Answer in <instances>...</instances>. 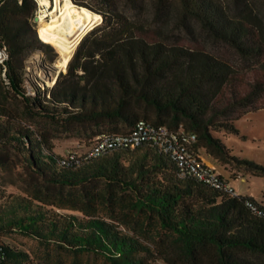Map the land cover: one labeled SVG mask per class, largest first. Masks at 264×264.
<instances>
[{
	"label": "trees",
	"instance_id": "obj_1",
	"mask_svg": "<svg viewBox=\"0 0 264 264\" xmlns=\"http://www.w3.org/2000/svg\"><path fill=\"white\" fill-rule=\"evenodd\" d=\"M73 2L102 20L82 37L65 72L41 98L24 96L20 74L26 49L48 48L56 55L51 43L28 36L26 21L35 3L7 0L0 8V47L8 52L3 80L30 114L54 124L97 129L95 138L127 134L140 120L182 130L196 136L191 146L196 156L206 155L219 165L230 161L264 176V166L233 157L221 139L238 133L234 123L243 115L264 109V18L242 0H233L235 12L221 0H177L183 27L189 31L184 19H192L214 42L227 46L235 61L158 36L143 10L151 3L161 17L170 0ZM93 143L58 156L45 133L0 106V146L17 151L46 189L79 190L83 199L82 206L63 212L38 196L1 201L0 194V236H30L102 256L110 264H172L151 238L128 226V212L154 220L173 235L180 254L191 262L199 249L209 247L217 264H264V219L244 201L264 208L261 203L182 176L176 162L149 142L86 158ZM99 206L109 214H101ZM0 264L34 263L25 252L0 244Z\"/></svg>",
	"mask_w": 264,
	"mask_h": 264
},
{
	"label": "rangeland",
	"instance_id": "obj_2",
	"mask_svg": "<svg viewBox=\"0 0 264 264\" xmlns=\"http://www.w3.org/2000/svg\"><path fill=\"white\" fill-rule=\"evenodd\" d=\"M70 1L77 6L73 0ZM221 1L225 5H228L231 10L236 11V5L233 3V0ZM242 1L264 18V0ZM84 2L95 4L94 0H84ZM170 2L171 7L161 17L155 14L151 3L146 5L143 10V15L153 23L152 27L158 36L168 43L225 56L237 61V57L227 46L214 42L192 19H184V22L190 25V30H186L182 25L183 19L178 14L177 0H170ZM34 3L35 7L26 21V30L30 38H35V40L41 42L39 40L40 36L37 33L39 22L35 20L38 17V4L35 1ZM119 4L123 5L122 2ZM90 12L93 15H98L99 18H97L88 31L99 25L102 20L99 14ZM127 14L129 16L133 15L128 10ZM50 46L55 50L56 55H53L48 48L33 47L26 49L21 56L22 69L20 70V74L22 88L24 96L28 98H36L37 95L41 98L44 93L48 97L47 89L54 84L59 72H65L66 70L67 62L65 63V56L53 43ZM76 47L72 50V54ZM3 78L0 72V106L12 112L29 128L45 133L50 139L55 154L65 156L71 151H76L75 148L78 146L82 148L90 146L95 140V136L92 133L97 129L54 124L37 115L35 116V114H30L26 108L25 101L10 91ZM234 125L238 133H228L221 138L225 146L231 151L230 154L233 157L249 160L264 166V109L246 113L235 121ZM0 157V194L3 196L1 201L11 200L13 196L16 197L17 195L28 199L31 196H38L43 198L44 202L53 205L54 208H58L59 210L74 206L75 204L78 207L82 206L83 199L79 190L64 189L61 192L57 189H46L43 187L41 182L31 175L25 166L23 157L17 151L9 147L4 148L0 146ZM211 168L224 180L230 182L232 187L238 192L242 194H246L247 192L252 193L260 198L261 200L259 201L264 206V176H258L255 172L249 171V169L238 166L230 161L228 163H221V165L214 164ZM128 200L129 198L126 197L123 200V205ZM65 210L63 212H67ZM98 210L103 215L109 214L102 206H99ZM124 220L128 223V226H134L142 234L151 238L161 251L168 254L166 257H168L172 264H217L216 254L209 247L199 249L196 262H191L190 259L180 254L178 249L179 243L176 242L175 237L161 231L154 220H146L144 215L126 212ZM0 244L9 245L25 252L34 264H110L102 256L88 252L77 253L59 248L53 244L47 245L30 236L17 233L0 236ZM243 255L248 259H255L250 255Z\"/></svg>",
	"mask_w": 264,
	"mask_h": 264
},
{
	"label": "built area",
	"instance_id": "obj_3",
	"mask_svg": "<svg viewBox=\"0 0 264 264\" xmlns=\"http://www.w3.org/2000/svg\"><path fill=\"white\" fill-rule=\"evenodd\" d=\"M6 1L0 0V8ZM18 1L21 2V0ZM34 1L38 4L37 14L39 15L43 12V8L39 5V0ZM7 60V49L0 47V70L3 77L6 72ZM195 140L196 136L193 133H184L182 130L172 131L165 126H157L140 120L127 134H101L96 137L85 157H99L112 149L134 148L144 142H149L176 162L182 176L191 175L198 181L206 183L228 196L237 197V192L229 182L220 177L214 169L193 153L191 146ZM244 204L255 216L264 219L263 207L249 199H246Z\"/></svg>",
	"mask_w": 264,
	"mask_h": 264
},
{
	"label": "bare ground",
	"instance_id": "obj_4",
	"mask_svg": "<svg viewBox=\"0 0 264 264\" xmlns=\"http://www.w3.org/2000/svg\"><path fill=\"white\" fill-rule=\"evenodd\" d=\"M43 12L38 15L37 33L42 40L53 43L65 56V63L82 37L99 18L70 0H39Z\"/></svg>",
	"mask_w": 264,
	"mask_h": 264
},
{
	"label": "crops",
	"instance_id": "obj_5",
	"mask_svg": "<svg viewBox=\"0 0 264 264\" xmlns=\"http://www.w3.org/2000/svg\"><path fill=\"white\" fill-rule=\"evenodd\" d=\"M200 158L208 165V166H210V167H213V165H214V163L211 161V159L208 157V156H206V155H201L200 156ZM229 184H230V182H229ZM231 185V184H230ZM232 186V185H231ZM233 189L237 192V194L238 195H240V196H248V197H252L254 200H256L257 202L259 201V200H261L260 198H258L257 196H255V195H253L252 193H246V194H242V193H240V192H238L234 187H233ZM259 203H261V204H263L261 201H259Z\"/></svg>",
	"mask_w": 264,
	"mask_h": 264
},
{
	"label": "water",
	"instance_id": "obj_6",
	"mask_svg": "<svg viewBox=\"0 0 264 264\" xmlns=\"http://www.w3.org/2000/svg\"><path fill=\"white\" fill-rule=\"evenodd\" d=\"M35 20L37 21V20H38V18H35Z\"/></svg>",
	"mask_w": 264,
	"mask_h": 264
}]
</instances>
